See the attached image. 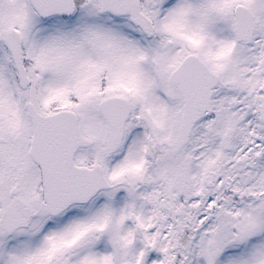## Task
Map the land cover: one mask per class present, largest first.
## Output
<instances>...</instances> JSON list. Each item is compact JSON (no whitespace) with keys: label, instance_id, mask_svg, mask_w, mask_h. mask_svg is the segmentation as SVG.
Returning <instances> with one entry per match:
<instances>
[{"label":"snow or ice","instance_id":"obj_1","mask_svg":"<svg viewBox=\"0 0 264 264\" xmlns=\"http://www.w3.org/2000/svg\"><path fill=\"white\" fill-rule=\"evenodd\" d=\"M0 264H264V0H0Z\"/></svg>","mask_w":264,"mask_h":264}]
</instances>
